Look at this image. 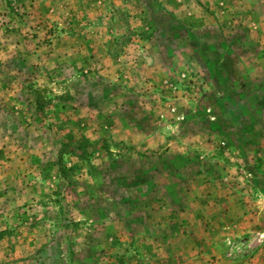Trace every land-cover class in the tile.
<instances>
[{
	"label": "rangeland",
	"instance_id": "1",
	"mask_svg": "<svg viewBox=\"0 0 264 264\" xmlns=\"http://www.w3.org/2000/svg\"><path fill=\"white\" fill-rule=\"evenodd\" d=\"M263 248L264 0H0V264Z\"/></svg>",
	"mask_w": 264,
	"mask_h": 264
},
{
	"label": "crops",
	"instance_id": "2",
	"mask_svg": "<svg viewBox=\"0 0 264 264\" xmlns=\"http://www.w3.org/2000/svg\"><path fill=\"white\" fill-rule=\"evenodd\" d=\"M246 264H264V248L260 250L255 256H249L245 260Z\"/></svg>",
	"mask_w": 264,
	"mask_h": 264
},
{
	"label": "trees",
	"instance_id": "3",
	"mask_svg": "<svg viewBox=\"0 0 264 264\" xmlns=\"http://www.w3.org/2000/svg\"><path fill=\"white\" fill-rule=\"evenodd\" d=\"M37 107H39L38 103H37Z\"/></svg>",
	"mask_w": 264,
	"mask_h": 264
}]
</instances>
